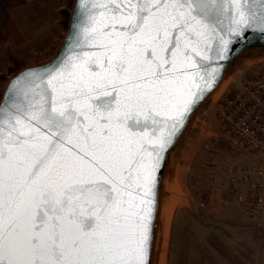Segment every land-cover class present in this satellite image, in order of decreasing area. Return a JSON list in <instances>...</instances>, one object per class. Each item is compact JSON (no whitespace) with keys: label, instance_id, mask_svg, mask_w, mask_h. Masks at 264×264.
<instances>
[{"label":"snow or ice","instance_id":"obj_1","mask_svg":"<svg viewBox=\"0 0 264 264\" xmlns=\"http://www.w3.org/2000/svg\"><path fill=\"white\" fill-rule=\"evenodd\" d=\"M77 8L66 54L0 99V264H150L168 146L216 61L264 35V0Z\"/></svg>","mask_w":264,"mask_h":264},{"label":"rangeland","instance_id":"obj_2","mask_svg":"<svg viewBox=\"0 0 264 264\" xmlns=\"http://www.w3.org/2000/svg\"><path fill=\"white\" fill-rule=\"evenodd\" d=\"M72 2L66 6L68 13ZM60 12L54 14V21L50 10L43 15L44 26L58 23L54 42L49 38L38 51L10 53L11 59L0 65V96L12 73L55 53L68 23ZM262 71L261 57L235 65L188 137L169 188L174 205L164 264H228L255 256L264 262V211L248 212L241 200H253L244 171L264 169V152L248 149L217 117L224 99ZM230 166L234 172L229 171Z\"/></svg>","mask_w":264,"mask_h":264},{"label":"water","instance_id":"obj_3","mask_svg":"<svg viewBox=\"0 0 264 264\" xmlns=\"http://www.w3.org/2000/svg\"><path fill=\"white\" fill-rule=\"evenodd\" d=\"M78 0H73L71 8L68 13V23L66 30L60 40V43L55 53L47 60L25 66L20 70L12 73L2 90L0 99L5 95L6 90L9 88L14 78L26 70L36 69L40 66L49 65L50 62H54L66 54L68 47L71 46L72 40L69 39L70 33L73 38L75 37L76 30L74 29V14L78 11ZM82 11V10H80ZM248 39L241 43H236L232 46L231 53L227 59L216 61L219 65L217 68V75L213 81L211 87H205L203 93L200 95L197 102L193 105L192 110L186 114V118L183 124L179 127L178 131L172 138L171 144L165 153V159L162 161V166L158 171V183L156 192V204L154 208V233L151 242V255L150 264H156L157 262V244H158V230L162 210L164 211L168 203L171 200L169 188L172 182L175 180V173L178 168V161L182 158L183 148L188 141L191 133L194 131L197 120L199 119L203 109L215 95V93L224 84L227 76L233 69V67L239 63L253 58H264V35H261L259 30L250 31ZM175 177V178H174ZM164 208V209H162Z\"/></svg>","mask_w":264,"mask_h":264},{"label":"built area","instance_id":"obj_4","mask_svg":"<svg viewBox=\"0 0 264 264\" xmlns=\"http://www.w3.org/2000/svg\"><path fill=\"white\" fill-rule=\"evenodd\" d=\"M222 127L230 131L243 145L264 152V72L257 73L239 89L232 91L217 109ZM234 172V167H229ZM248 191L253 200L245 201V210L264 211V169L244 171Z\"/></svg>","mask_w":264,"mask_h":264},{"label":"crops","instance_id":"obj_5","mask_svg":"<svg viewBox=\"0 0 264 264\" xmlns=\"http://www.w3.org/2000/svg\"><path fill=\"white\" fill-rule=\"evenodd\" d=\"M69 2L70 0H0V65H4V63L6 65L8 52L14 55L19 51H38V46L45 42L48 43L49 38L50 42H54L58 23L52 22L50 25L47 23L48 25L44 26L43 15L50 10L53 13L54 21V14L57 11L65 10ZM173 205V202H169L167 207L170 206L172 211ZM166 244L167 241L163 264ZM255 248H257L256 245ZM250 251L253 252L252 249ZM156 263L162 264V241L157 244ZM228 264H264V262L255 256L254 259L243 258Z\"/></svg>","mask_w":264,"mask_h":264},{"label":"bare ground","instance_id":"obj_6","mask_svg":"<svg viewBox=\"0 0 264 264\" xmlns=\"http://www.w3.org/2000/svg\"><path fill=\"white\" fill-rule=\"evenodd\" d=\"M171 212H172L171 207L168 206L165 208L164 211L162 210V214L160 217L159 230H158V244H160V242L162 241V264H163V254H164V249H165V243L168 237L169 223L171 220Z\"/></svg>","mask_w":264,"mask_h":264},{"label":"trees","instance_id":"obj_7","mask_svg":"<svg viewBox=\"0 0 264 264\" xmlns=\"http://www.w3.org/2000/svg\"><path fill=\"white\" fill-rule=\"evenodd\" d=\"M61 15H62V17L64 18V20H65V17L67 18L68 17V11L67 10H61ZM62 21H63V19H61ZM8 57H9V59H11V56H10V52H8Z\"/></svg>","mask_w":264,"mask_h":264}]
</instances>
